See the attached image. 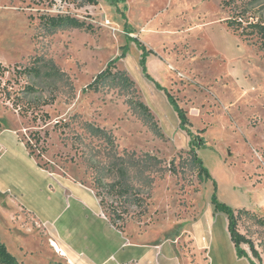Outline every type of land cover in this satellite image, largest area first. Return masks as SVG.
Masks as SVG:
<instances>
[{"label":"rangeland","instance_id":"rangeland-1","mask_svg":"<svg viewBox=\"0 0 264 264\" xmlns=\"http://www.w3.org/2000/svg\"><path fill=\"white\" fill-rule=\"evenodd\" d=\"M236 13L243 14L244 24L264 23V0H233L229 6L221 0H98L83 6L70 0H0V242L18 263L67 264L48 235L70 244L78 260L88 254L105 259V241L118 242L121 232L99 218L92 196L73 180L93 189L113 153H149L161 160L149 172V186H140L137 170L129 168L143 202L128 206L120 222V241L126 242L121 256L143 255V248L131 247L138 243L161 247V264H175L176 258L182 264H237L226 215L211 203L215 194L234 211L242 209L237 230L264 264V226L257 221L264 219V47L255 33L227 26ZM58 14L75 16L91 29L42 22L44 15ZM131 38L152 51L145 72ZM36 57L41 65L53 62L65 78L22 72ZM116 57L135 91L86 89ZM154 82L184 110L191 131L202 130L205 145L197 155L209 180L197 177L190 137ZM127 98L149 107L160 135ZM86 123L109 133L113 146ZM240 247L258 262L248 244Z\"/></svg>","mask_w":264,"mask_h":264},{"label":"trees","instance_id":"trees-1","mask_svg":"<svg viewBox=\"0 0 264 264\" xmlns=\"http://www.w3.org/2000/svg\"><path fill=\"white\" fill-rule=\"evenodd\" d=\"M112 3H117L119 0H109ZM233 0H221L223 6H229L230 2ZM74 2L76 6H83L86 4H97L98 0H70ZM42 22L50 28H64V27H76L84 28L86 30L91 29V25L87 24L85 21L78 19L75 16L68 14H58V15H44L42 17ZM243 14L236 13L233 16H230L226 19V24L228 27L233 28V30H239L240 34H256L260 39V46L264 47V23L263 21L243 23ZM248 28H250L248 30ZM126 29L132 31V29L126 26ZM130 40L136 42L138 47L141 50L139 63L142 66V70L145 72V59L149 52H152L150 49L140 43L137 39L131 38ZM119 57H116L110 60L104 69L100 70L86 85V89L91 91H100L104 88H115L119 92L123 93H133L135 91V82L123 69H118L115 65L116 60ZM38 60L37 62H35ZM41 62V58H35L33 63L30 66H27L23 69L22 72H28L35 76L44 75L45 78H50L52 80H63L66 74L61 71L53 62ZM44 70V73H42ZM149 79L152 80L150 76L147 75ZM158 89H161L165 92L169 101L173 104V107L178 113L180 118V127L182 130H185L189 139V155L192 162V165L196 169L197 177L200 181H207L210 179V174L207 168L203 165L201 158L197 155V150L204 147L205 141L202 136H200L199 130L197 132L191 131L187 117L183 109L179 108L176 103H174L173 98L169 92L161 86L158 82H154ZM33 89L32 86L29 87ZM8 93V92H7ZM5 91V96L9 99L8 94ZM126 102L133 109L134 112L139 114L142 120L149 126L150 129L154 131L155 134L160 135L159 127L149 110V107L139 99L127 98ZM48 103L44 101L43 104ZM13 104L16 106L18 103L13 99ZM23 112V110H22ZM25 112V111H24ZM23 112V113H24ZM88 130L95 135L101 136L104 140L113 146V137L107 133L103 128L93 125L92 123H86ZM111 161L107 166L102 167V170L98 173L97 177L93 179V189L95 195L99 198V204L108 217L110 223L117 229H121L120 222L123 221L124 215L128 212V206L141 207L143 199L140 196V188L133 183V178L131 177L129 170L135 168L137 173L134 177L139 183L140 186H149L151 184V177L149 172L155 168L157 164L161 162L159 158L155 155L145 153L142 157H126V155H117L113 153L111 155ZM130 168V169H129ZM174 172V167L170 166L169 168ZM108 178L109 181L105 182L104 179ZM109 196L111 201L106 204L105 198ZM211 203L213 205L214 211L223 212L226 215V226L229 233L230 240L233 242L235 253L237 256L247 257V252L240 247V243L248 244L249 249L252 254L258 259V264L261 263V258L254 248L253 243L240 233L237 230V221L239 214L242 209L234 211L227 205L222 202L217 201L215 194L211 196ZM259 224L264 226V219L257 218ZM0 264H20L17 262L13 254H11L6 246L0 242Z\"/></svg>","mask_w":264,"mask_h":264},{"label":"crops","instance_id":"crops-1","mask_svg":"<svg viewBox=\"0 0 264 264\" xmlns=\"http://www.w3.org/2000/svg\"><path fill=\"white\" fill-rule=\"evenodd\" d=\"M73 182L76 183L79 187L88 191V193L92 196L91 197L89 195L92 198L91 204H93L94 206V211L99 215V218H101L106 223H108L110 228H112L116 232L118 231L119 233L121 232L120 238L123 240V238L121 237L123 235V231L121 229H117L110 223L108 217L106 216V214L104 213V211L102 210L99 204V198L95 195L94 190L90 186H87L86 184H83L79 181L73 180ZM50 240L56 244V246H54V249H56L55 251L59 252V254H62L59 256H61L67 262V264H109L110 262H113L111 264H161L159 257L157 258V256L161 253V251H158V249H161V247H159L158 245H155V247H149V246H144L142 244L137 243L136 245H132L131 247L137 246V247L143 248L142 253L144 256L143 255L138 256V257L136 255L121 256V250H122L121 248L126 242L120 241V240L115 243H113V241L111 242L105 241L106 247H108L106 250L108 256L101 261H96L95 258L91 256L90 254H88V256H86V258L82 260H78L75 257H73L72 256V253L74 251L73 247H71L70 244L61 241L58 235L56 236L48 235V241L51 242ZM128 243L131 244L130 240L128 241ZM132 244H135V243H132ZM81 253L82 252L78 253V255H80ZM235 262L237 264H245V263L258 264V262L254 258L250 257L249 255L247 257L245 256L239 257L236 255ZM175 264H182V261L180 260V258H176ZM194 264H198V263L194 262Z\"/></svg>","mask_w":264,"mask_h":264},{"label":"bare ground","instance_id":"bare-ground-1","mask_svg":"<svg viewBox=\"0 0 264 264\" xmlns=\"http://www.w3.org/2000/svg\"><path fill=\"white\" fill-rule=\"evenodd\" d=\"M50 241H51V240H50ZM50 243H51L53 246H56V244H55L54 242L51 241ZM55 250H56V249H55Z\"/></svg>","mask_w":264,"mask_h":264}]
</instances>
